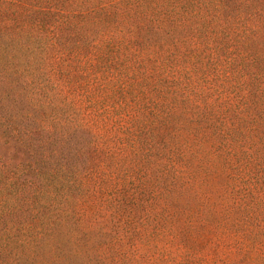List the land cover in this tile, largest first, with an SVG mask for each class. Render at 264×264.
Wrapping results in <instances>:
<instances>
[{
    "label": "trees",
    "instance_id": "1",
    "mask_svg": "<svg viewBox=\"0 0 264 264\" xmlns=\"http://www.w3.org/2000/svg\"><path fill=\"white\" fill-rule=\"evenodd\" d=\"M43 1L47 16L36 7L14 33L1 28L0 51L11 45V61H26L4 70L14 80L31 76L20 89L30 88L32 111L13 113L16 102L0 99V222L24 217L31 194L40 193L56 204L55 226L63 215L77 221L104 157L116 155L108 136L117 130L123 148L149 153L132 163L143 172L146 160V181L150 161L159 163L156 194L170 207L164 218L185 224L189 212V227L199 224L214 238L204 264L226 257V243L242 254L264 249V0ZM79 59L98 66L99 83L106 80L116 101L106 98L97 111L71 95L62 73ZM49 109L56 112L48 122L37 119ZM56 144L76 150L52 165L63 150ZM73 186L80 190L74 206L63 193ZM25 224L0 227V264H107L97 248L89 257L87 245L61 255L51 224L30 232ZM194 252L191 264H202ZM252 255L251 264H264V255ZM114 257L109 264L126 254Z\"/></svg>",
    "mask_w": 264,
    "mask_h": 264
},
{
    "label": "rangeland",
    "instance_id": "2",
    "mask_svg": "<svg viewBox=\"0 0 264 264\" xmlns=\"http://www.w3.org/2000/svg\"><path fill=\"white\" fill-rule=\"evenodd\" d=\"M41 4L43 5L40 6ZM36 7L43 8V15H48L47 8L49 5L43 0H0V43H3L6 38L1 28L5 26L7 33H14L21 24L26 23L31 17V11L34 9L38 11ZM13 51L14 48L11 45L6 50L0 51V99L4 103L6 101L16 102L13 104L14 106L9 107L8 111L13 113L19 111L31 112L30 88L25 87L23 92L20 89V84L25 83L27 78L31 76H27L25 72L17 80H14L4 70L11 61L10 57ZM38 59H41V55H38ZM11 62L14 69L22 68L26 63L24 59H13ZM83 63L84 60L79 59L77 62L72 63L71 68H66L62 73L63 81L69 83L68 91L71 95L77 100H86L92 103L97 111L103 106L106 98L116 101V97L108 89L106 90V80L103 79L99 83L96 77L99 71L98 66H90L89 62ZM88 68L89 73H81V69ZM36 101L33 96L31 103H36ZM49 110L43 111L39 115L35 113L37 119L40 118L48 122L50 116L56 112V110ZM55 130L61 131L56 127ZM118 136L117 130L116 132L113 130L108 136L110 139V143L108 142L109 152L116 155L113 159L104 157V167L98 169L95 179L90 183L93 191L78 205L77 221L76 216L72 217L73 214L63 215L64 220L55 226V223L52 222L59 214L55 209L56 204L53 203V199L45 201L40 193L42 187L39 185L37 188L40 189V194L36 197L33 194L30 196L29 205L30 207L33 206L32 211L21 218H18L17 215L5 218L4 222H0V227L2 228L6 224L12 226L25 221L24 228L27 229V232H30L40 228L43 229L46 224H51L53 230H55L54 237L56 236V241L59 242L56 244L63 250L61 255L71 254L74 246L87 245L89 250L86 249V251L89 257H91V253L96 252L97 248L98 252L104 256V262L107 264H109L111 258H115L116 253L121 254V252L126 254V258L120 264H191L192 259L187 253L196 254L194 252L196 250L200 252L199 254L202 257L198 258L199 261L204 264L206 253L214 248V243L207 242L212 241L214 238L204 228L199 227V224H191L192 228L189 227L188 224L191 218L189 212L187 213L188 224H178L176 215L169 220L164 218L165 211L170 207L165 208L166 205L162 204L156 194L159 163L150 161L153 162L152 174L146 181V178L142 175L147 167L146 160L141 164L143 172L141 169L135 171L132 163L137 161L140 166L142 161L140 159L146 158L149 153L145 150L131 151L125 145H123V148L121 146L122 142L117 139ZM73 139L77 143V149L80 150L82 148L80 145L81 137L74 135ZM54 141L58 142L57 139H54ZM57 146L63 150L59 152L61 155L58 153L57 158L50 159L52 165L59 163L61 160L63 162L68 151L74 152L76 150L74 147L69 150ZM49 154L52 156L51 152ZM70 154L73 155V153ZM118 156L128 157L120 163ZM72 161V166L76 170L81 169V162H76L74 158H72ZM95 192L96 194H94ZM63 193L67 203L74 206L80 190L78 187L73 186ZM43 205L46 206L43 207ZM19 206L21 205L19 204ZM147 211L149 217H145ZM48 239L47 237L46 244L49 245L52 242H49ZM224 248L227 252L226 257L211 264H226L225 259L230 260L231 264H245L247 261H250L248 264H251L253 262L251 261L253 260V255L250 257L251 254L264 255L263 248L259 249L260 252L252 251L249 254H242L238 251L237 246L227 243L224 247L222 246V252ZM213 253L219 254V247ZM71 261L76 263L78 259L72 256ZM206 264H209L208 261Z\"/></svg>",
    "mask_w": 264,
    "mask_h": 264
}]
</instances>
